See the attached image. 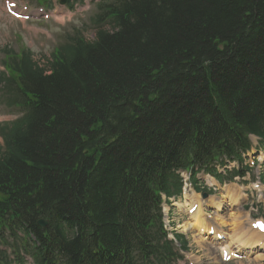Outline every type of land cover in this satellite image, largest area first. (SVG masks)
Segmentation results:
<instances>
[{"label":"trees","instance_id":"trees-1","mask_svg":"<svg viewBox=\"0 0 264 264\" xmlns=\"http://www.w3.org/2000/svg\"><path fill=\"white\" fill-rule=\"evenodd\" d=\"M95 9L43 63L3 49L0 99L20 115L0 127V238L33 236L15 246L34 264L169 262L160 203L175 170L264 136V0Z\"/></svg>","mask_w":264,"mask_h":264},{"label":"rangeland","instance_id":"rangeland-1","mask_svg":"<svg viewBox=\"0 0 264 264\" xmlns=\"http://www.w3.org/2000/svg\"><path fill=\"white\" fill-rule=\"evenodd\" d=\"M21 7L26 3H29L31 6H39L38 0H16ZM41 1V0H40ZM51 1V0H49ZM59 0H52L51 7L55 8V10L61 9L65 16L61 14L56 15L55 17H50L46 20H41L40 18H31L33 20H16L13 19L11 16L7 15L3 11V0H0V8L2 9V13L0 15V61L3 58V49L6 46L13 47L18 49L20 47L29 48L33 53V58L40 63L45 62L50 55L53 47L62 41V37L64 34L73 32L74 28H83L87 24L89 17L95 11V5L90 0L89 7L84 9L81 12H73L71 14L68 13L66 7H69L66 1V5H60ZM80 1V0H75ZM45 3V8H48L47 2ZM84 36L86 39L93 38V30L91 28H87L84 30ZM21 50V48H20ZM2 67L0 65V71ZM18 108H9L2 103V99H0V121H10L15 119L19 115ZM255 143V139H253ZM0 145H1V138H0ZM264 217V202L262 204V210L259 212L258 215L254 217ZM178 216L175 214L170 215L169 220L173 223V230L182 232L181 228L177 224L182 223ZM166 220V219H164ZM165 224V222H164ZM176 231V232H177ZM184 233V232H183ZM187 240L189 241L190 250L199 255L198 257L201 258L204 262L208 264H218L217 260V252L212 253L213 260L210 261V257L206 255V250L200 248L199 245H196L195 236L188 235ZM7 254H10V252ZM232 264V263H230ZM234 264H263V263H256L251 261H238L234 262Z\"/></svg>","mask_w":264,"mask_h":264},{"label":"bare ground","instance_id":"bare-ground-1","mask_svg":"<svg viewBox=\"0 0 264 264\" xmlns=\"http://www.w3.org/2000/svg\"><path fill=\"white\" fill-rule=\"evenodd\" d=\"M225 188H227V191H224V194L226 196V199L229 198L231 201H232V199L235 200L236 197L232 194L233 192H235V190L234 189H229L228 187H225ZM213 197L212 198L215 200V201H212L213 204L216 206V208L218 210H222L223 209L224 202H222L221 199H215L216 198L215 196H213ZM206 202H209V205H212V203H210L209 200H207ZM200 215H201V213H200V210L198 209L196 211V213L193 215V219H192L193 221L183 222V223L180 224L179 227L181 228V230L183 232H187V231L192 230V229H195L197 227H200V228L202 227L203 228V231H205V230L208 231L209 228L207 227V225L204 224V222L202 221ZM240 218H241V214L240 213H236L234 211H232V212L229 213V219L233 221L232 224L236 223V225H237L238 222H239L238 220ZM216 219L219 221L220 225L226 223L225 216L222 215V214L219 215V216H217ZM258 233H260V232H258ZM260 234H262V233H260ZM262 235H264V234H262ZM195 239H196V242L198 243V245L201 248L205 249L208 252V253H206V255H208L210 253L212 254V252H213L212 247H210L209 245L205 244V242L203 240V237L197 236V237H195ZM255 243H256V241H255Z\"/></svg>","mask_w":264,"mask_h":264},{"label":"water","instance_id":"water-1","mask_svg":"<svg viewBox=\"0 0 264 264\" xmlns=\"http://www.w3.org/2000/svg\"><path fill=\"white\" fill-rule=\"evenodd\" d=\"M39 224H40L41 226H45V222L42 221V220L39 221Z\"/></svg>","mask_w":264,"mask_h":264}]
</instances>
